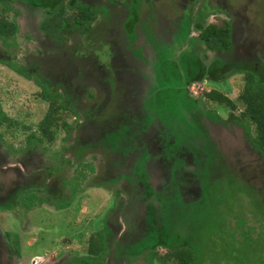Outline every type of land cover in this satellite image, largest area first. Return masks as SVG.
Instances as JSON below:
<instances>
[{
    "label": "flooded vegetation",
    "instance_id": "af4514ba",
    "mask_svg": "<svg viewBox=\"0 0 264 264\" xmlns=\"http://www.w3.org/2000/svg\"><path fill=\"white\" fill-rule=\"evenodd\" d=\"M79 1L86 7L98 10L99 15L96 23H104L105 21H101V19L108 18L107 21L113 19L112 21H116V24L120 26L122 39H120L118 31L112 32L113 43L104 44L103 42L102 47L99 46L103 49L100 56L102 63H105L106 58L108 59L107 55L113 54L108 59L109 63L105 64L104 67L101 63L102 68H99L100 65L98 64L99 66L97 65V68L94 69L89 64H83L79 58L75 66L69 67L64 65L65 59L58 60L53 57L46 58L49 62V73L42 70V65L39 62H42L43 57H46L48 52L53 49L40 46L41 42L44 39L49 40V37L39 30V24L36 23L35 25V15L30 14V12L34 13L39 9L27 4H23L21 7V17L23 19L26 16L32 17L30 30L36 28L32 32L33 46L23 50L18 48L16 51L9 50L12 51V54L8 53L7 48L0 47L1 70L10 71L22 80H27L38 90L41 88L40 74L44 75L47 78V85L51 87L52 91L60 92V95L64 96L66 100L67 96L72 95L70 101L75 102V108L78 112V115L73 117L72 124H69L72 127L68 129V132H65V137L68 140L64 138L63 141H67V146L62 147L61 152L53 154L54 156L61 154L63 157L52 163L46 157L40 158L39 154H36L37 148L29 145L26 139L24 143L21 142L14 146L12 143L6 144L0 133V264H128V262L140 264L139 262L143 261L145 255H151L154 238L164 233L165 218L163 220V216L166 213V205L175 203L173 201L175 198H180L185 204L191 205L200 196L198 183L183 178L192 177L190 171L194 170V163L191 154H189L186 163L187 171L183 173V177L178 176L179 173L172 169L175 167L174 160L177 153L168 149L174 144L173 134L160 123L153 111L150 115L147 114L149 111L139 114V110L147 107L151 100L157 99V85L160 79L158 77L159 51L164 50L166 51L164 53L170 54L172 52V58H168L172 62L175 61V56L177 57L188 50L194 55V59L202 62L204 66L211 68L217 63L221 67L225 66L226 72L218 79L204 78L202 81L192 84V86L211 87V91L234 92L235 88L229 84L233 77L241 80L243 84L245 73L249 70L256 74L264 73V44L258 45V42L249 40L247 37L248 30L245 28L251 18L256 32L264 34V29H262L264 27V0H175V2L174 0H144L139 8V22L135 26V33L138 35L137 41L142 40V45H138L135 41V44L132 45L135 47L128 45L126 30L123 28L130 15L126 8L130 5L128 4L129 0H124V5L121 3L122 0ZM175 8H177L176 12L172 10ZM248 9H250L251 17H242L241 11L247 12ZM41 11L39 15L42 17H39L42 20L45 12ZM143 22L146 23V29L152 34L150 39L145 37L143 33L140 35ZM186 26L191 31H189L186 39L181 40L185 30L183 27ZM196 26H199L198 28L227 26L230 47L209 50L205 44L202 45L198 41L200 30L192 31V28ZM77 32L81 40L80 44L88 46L87 40L94 31L90 32L91 35L87 33L90 35L89 37L82 30L80 32L70 31L67 35ZM82 34H85V39L82 38ZM213 35L216 36V33ZM151 38L154 40L161 39L168 50L161 45L160 50L153 47L150 43ZM61 41L58 43L60 48L66 45L62 44L65 42L64 40ZM67 41H70V38ZM144 41L146 46H144ZM49 43L53 47L56 46L50 40ZM56 48L60 49L59 46ZM132 48L140 50L143 57L136 58ZM122 49L127 52L126 55H129L131 60L129 67L132 68L131 75H126L131 77L129 88L124 86L127 80L124 79L125 73L122 71L127 65ZM80 50L81 48L77 50L75 55H82ZM31 64L38 68L31 67ZM21 69L23 73L20 72ZM95 71L99 75L94 76ZM25 74L29 76H25ZM57 82H61L60 86L56 84ZM94 85L103 89L106 88L100 106L92 102L96 101L95 93L87 92V88L90 90L97 89ZM141 88L143 89L142 92L140 91ZM130 91L136 92L133 94L134 98L130 97ZM84 92V96L87 98L85 103L90 102L91 109L89 108V111L80 108V101L84 98ZM201 94L204 93H191V97L196 100ZM141 96L144 97L143 100L138 99ZM128 99L130 104L132 102L137 103V111H135L137 116L126 114L125 108L129 105ZM203 102H206L209 111H214L218 116L216 121H208L206 124L211 135V125L219 130L225 128L228 132H232L233 128H238L241 130V139L246 148L253 153L255 152L250 146L245 128L242 129L238 126V123L241 122L239 107L235 108L231 114L229 109H224L217 103L208 100ZM94 105L97 106L95 112H93ZM211 105L214 106L211 107ZM116 108L119 109V112L116 111L114 114L115 111L113 112V110ZM148 116L152 118L147 120ZM95 118L98 122L91 123ZM124 122L128 127H125L126 131L123 135L120 136L119 133L116 135L119 140L115 148L112 147V143L106 142L86 145V141L90 139L92 142L97 141L96 138L99 139L98 137L102 135L101 127L107 129L105 134H115L118 126ZM133 129L140 132L141 138L132 136L136 134ZM98 134L100 135L98 136ZM129 138L130 144L127 141ZM213 139L220 148V142L214 137ZM78 146L83 147L82 157L86 156L90 149H98L104 154L100 163L93 161L94 165H98V170L91 180H94L93 188L107 191L108 199L112 204L108 214L102 220L105 227L103 228L100 221H97L93 231H85L83 228V240L80 242L63 237L60 242H66L71 246L76 245V248L70 246L66 248L64 245L63 253L25 254L24 251L27 247L38 242L35 238H30L31 229L25 228L28 217L41 210L48 212L52 210L67 211L71 206L66 205V203L63 206L57 205L56 202L62 200L66 202L71 197L69 194L72 191L65 190L64 183L68 181L71 184L73 179L71 176L73 167H71L72 163L69 159ZM64 159H67L68 163ZM87 161L89 162V158ZM155 164L160 165L165 170V176L163 175L165 179L161 181L158 179L159 170L157 169L158 165ZM138 167L141 168L138 169ZM52 168H56L57 171H51ZM83 168L82 161L77 173L81 172ZM77 175L79 174L75 176ZM87 178L86 176L80 179V182L86 181ZM105 180H108L109 183ZM238 180L242 181L241 179ZM190 183L193 185H189ZM80 191L82 190L75 191L76 195H79ZM83 208L84 210H82ZM87 212V207L82 206L79 208L78 214L82 219ZM11 221H18V224L23 226L21 229L18 228V225L11 228ZM92 246L93 250L103 246V252L100 254L96 253L95 250L91 252ZM134 248L139 251L137 256L133 254ZM155 253L163 256L167 250L163 247H156ZM143 262L149 264L147 260Z\"/></svg>",
    "mask_w": 264,
    "mask_h": 264
},
{
    "label": "trees",
    "instance_id": "16d2710c",
    "mask_svg": "<svg viewBox=\"0 0 264 264\" xmlns=\"http://www.w3.org/2000/svg\"><path fill=\"white\" fill-rule=\"evenodd\" d=\"M143 1L129 0L128 4L130 5L126 7L127 10L129 7L130 12L129 10L128 12L133 14L134 17L128 23L127 29H125L126 34L134 38L131 40L132 37H130L131 41H128L130 46L133 45L132 42L138 39V35L135 33V26L139 22L140 6L138 7L137 4L143 3ZM121 3L125 4L124 0ZM23 4L45 12L44 17L39 22V30L49 37V40L56 45L55 48L57 46L60 48L59 41L69 40L67 33L70 31L80 32L82 30L83 33L88 34L93 32L97 24V16L99 15L96 9L84 6L79 0H0L1 48H4L3 41H16L17 34L21 33L20 24L16 18L22 15L21 7ZM144 24L145 22L141 24L140 35L143 33L145 37L150 39L152 34L147 29H144ZM198 27L192 28V31L200 30L198 41L202 45L205 44L209 50L227 49L230 47L227 26ZM189 31H191L190 28L186 26L181 40L187 38ZM213 33H216V36ZM141 41H137L140 46L142 45ZM146 45L145 42L144 46ZM62 48L65 49V46H62ZM8 53L12 54V51L8 50ZM164 54L166 55L159 56V71L162 63H166L168 58H172L173 53ZM193 56L192 53L186 50L176 62L177 69L174 75L175 78H179L182 81L178 80L180 81L178 85L173 82V86L166 94V96L171 98L164 101V99L156 97L155 101L151 100L150 103L148 102L149 104L146 108L149 111L147 114L150 115L152 114L151 111H153L160 123L168 128L175 138L174 144L168 149L177 153L174 160L175 167H172V169L179 173L178 176L183 177V173L187 171L186 163L189 154H191L192 162L194 163V170L190 171L192 177L186 176L183 178L190 180V182L198 183L200 196L191 205L185 204L180 198L173 200L176 204L166 205V213L163 216V220L165 218L164 233L154 238V242H152L153 246L151 249L154 251L152 250L149 264L152 262L153 264H245V259L242 257L245 255V251L251 252L252 250L259 252L257 260L250 259L246 264H264V196L259 195L260 198L255 200L256 202L259 200V204H256L259 209L256 216L241 205L232 207V203H235L240 195L245 192L254 193V189L248 186L249 184L247 185L248 188H246V182L238 180L232 171V166L226 162L221 149L209 133L206 125L208 121H216L218 116L214 111H209L206 102H203L208 100L217 103L220 107L229 109L231 114H233L238 105L241 106L242 112L239 118L241 122L238 123V126L242 127V129L245 128L251 148L259 154L264 165V73L256 74L252 70L245 73V81L236 100L229 99L225 94L216 90L201 94L199 98L194 100L190 93V87L194 82L202 81L204 78L210 79V77L212 80H216L227 69H225V66L221 67L219 63L209 68V66H204L202 62L194 59ZM174 62L169 63L173 64ZM20 72L23 73V70L21 69ZM159 74L162 75L163 73ZM25 76L29 75L25 74ZM42 88L45 89L46 95L42 92L38 97H44L48 100L47 102L50 101L51 105L45 118L38 126L41 136L38 138L35 133H31L26 137L27 143L35 147L42 144L44 140L52 143L59 127L68 132V129L72 127V125L70 126L67 123L68 118L78 115L75 102L70 101L72 95L67 96L65 102L63 100L65 99L64 96L58 94V91H52L50 86H42ZM162 88L166 89L168 87L163 84ZM151 118L148 116L147 120ZM4 122H6V129H20L18 122L9 119L8 116L0 111V127H4ZM74 125L76 126V123ZM132 136L141 138L140 132ZM127 141L130 144V140ZM142 144L144 145L143 141ZM116 146L117 142L112 143L113 148ZM237 180L240 182H236ZM233 193L237 194V197L235 198L234 196L230 201L229 196ZM223 203H226L230 208H228L229 217L225 218L229 220V226L227 227V224L223 225L226 223L222 219L224 215L222 210ZM216 214L219 221L213 219ZM245 215L249 217H245ZM203 217H211L210 222H216L213 228L221 233L218 236V241L221 245L220 249L223 250L221 253L225 256L222 259H220L219 254H215L212 258V255L216 252L215 250L210 251L207 255H202L199 252L200 250L195 240H200L199 242H204L205 240L202 237H197L196 234L203 230L204 227V231H211L209 225H205L203 222ZM249 219H252V225H248L247 221ZM232 221L233 224H231ZM223 233L226 235L223 236ZM209 237L206 238L208 239ZM156 247L165 248L167 253L163 256L156 254ZM199 248L201 249L200 246ZM94 250L100 254L103 252V246ZM94 250L92 246L90 251L94 252ZM138 252V249L134 248L133 254L135 256L139 254ZM130 263L128 262V264Z\"/></svg>",
    "mask_w": 264,
    "mask_h": 264
},
{
    "label": "rangeland",
    "instance_id": "374dc122",
    "mask_svg": "<svg viewBox=\"0 0 264 264\" xmlns=\"http://www.w3.org/2000/svg\"><path fill=\"white\" fill-rule=\"evenodd\" d=\"M137 6L141 7L142 3L137 4ZM128 10H129V7H128ZM172 10L175 11L177 10V8L172 9ZM96 11L98 12L97 9ZM249 11L250 9H248L247 12L242 10L241 11L242 17L248 16L250 18L251 16L249 14ZM41 12L42 11L40 9L34 11V13L30 12V14L35 15V18H36L35 25L36 23L39 24V20H41L42 15H39L41 14ZM16 19L20 24L21 33L17 34L16 41H12V40H7L6 42L3 41V45H4L3 47L7 48L8 50H13V51L16 50V48H18L19 50H23L27 47L33 46L32 32L34 29L30 30V23H31L30 21L32 20V17L26 16V18L23 19V17L20 16ZM107 19L108 18L101 19V21H106L105 23L99 22L96 24L94 32L92 33V35L90 34L91 36L86 33V36L88 37L90 36L89 39L87 40V42L89 43L88 46L87 45L82 46L80 44L81 40L79 39L78 32L70 33L67 35V37L70 38V41L69 42L65 41L62 43V44H66L64 45L65 49L55 48L52 45H50L47 39H44L41 42L40 46L42 48H47V49L51 47V49L53 50L49 48L51 50L48 52L49 54L46 57H43L42 62L38 61L42 65V70H45L47 73H49V67H48L49 62L47 59H50L53 57H56L58 60L65 59L66 61L65 60L64 61L66 63L64 65H67L69 67H71L72 65L75 66L79 59H81V62L83 64H89L92 68L94 67V69L97 68L98 64L100 65V66L98 65L99 68H102V64H103V67L105 64L107 65L109 63L108 59L111 56H113V54L107 55L108 59L106 58L105 63H102L103 61L100 59V56L102 55V52H103L102 51L103 49H101L102 47L101 45L103 44V42L104 44L113 43V36L111 35L112 32L118 31L119 37L120 39H122V33H121L119 24H116V21H112L113 19L111 21L110 20L107 21ZM132 19H134V17H133V14L130 13L128 19L125 21L123 25L124 30L127 29V25L128 23L132 21ZM145 24H144V29L146 30ZM245 28L248 30L247 37L249 40L258 42L257 43L258 45L264 44V34L262 35V33L258 34L256 32L255 25L251 21V18L249 19L248 23L245 25ZM184 29L185 27H183V30ZM262 29H264V27H262ZM81 36L82 38L85 39V34H82ZM126 37L128 38V41H131L134 39L132 36H129L127 34H126ZM130 37H132L131 40H130ZM156 40L154 39L150 40V43L152 44L153 47L160 50L159 47L161 45L163 48L168 50V48L164 46V43L161 41V39H156ZM132 44H134V42H132ZM35 45L38 46V44H35ZM131 47H135V46H131ZM79 48H81L80 51L82 53V55L80 56L75 55ZM164 52L166 51L160 50L159 56L162 57L166 55L164 54ZM122 53L124 57H126L125 63L127 65V67L124 68L125 70L122 71L123 73H125L124 79L127 80V83H125L124 86L125 87L128 86L129 88V85H130L129 82L131 80V77H127L126 75H129V74L131 75L130 71H132V68H129L131 64V60H130L129 55H126L127 52L125 50L122 49ZM133 53L138 59L143 57L141 51H139L138 49L136 51V49L134 48ZM179 59H180V55L177 57L175 56V62L173 64L169 63V62H172L171 60H168L166 63H162L160 71L158 72V74L161 72L163 74L158 75L160 80L158 81V85H157V88H158V92L156 95L157 98L159 97V99H164V101L166 99H170L171 97L166 96V94L167 92H169V89L171 88V86H173V82H175L176 85H178L180 84V81H182L179 78H175V75H174L177 69L176 62ZM33 66L37 67L36 65L31 64V67ZM116 70H119V69H116ZM97 75H99V73L95 71L94 76H97ZM40 79H41V85L43 87H46V85L48 84L47 78L44 75L40 74ZM56 84L60 86L61 82H57ZM163 84L166 85V87L168 88L166 89L162 88ZM229 84L235 88L234 92L225 93L221 91V93L225 94L229 99L236 100L242 89V85H243L242 81L239 80L238 78L233 77L232 79H230ZM230 85L228 86L230 87ZM42 86L40 90H38L37 88L33 87L32 84L28 82L27 80H22V78H20L19 76H15L10 71L7 72L3 69L2 70L0 69V110L6 116H8L9 119L15 120L16 122H18L19 127H20V129H17V130L6 129L5 128L6 122H4V127L3 128H1L2 126L0 127V133L3 136L6 144L12 143L15 146L18 143H21V142L24 143L26 137L30 133H35L38 138L41 136L38 126L41 123V121L45 118V115L49 110V106L51 105L50 101L47 102L48 100H46L44 97H40V96L38 97V95L42 92H44L45 94V91H44L45 89H43ZM94 87H96L97 89H95ZM94 87L93 88L95 90H90L87 88V92H91V94L95 93V96H97V98H96V101H92V102L100 106L101 102L103 101V98H104L103 95L105 93L106 88L103 89L95 85ZM211 90H212L211 87H206L204 85H199V86L194 85L191 88V93L193 94L207 93V92H210ZM101 91L103 94L101 93ZM140 91L142 92L143 89ZM159 92L160 94H158ZM58 94H60V92H58ZM129 94H130V97L134 98L133 94H136V92L130 91ZM84 95H85V92L83 96ZM142 98L144 97L141 96L138 99L141 100ZM63 100L66 102V99H63ZM82 100L80 101V108L82 109L84 108V111H89L91 109L90 108L91 106H89L90 102L85 103L87 100L85 96ZM129 102L130 101L128 99L129 105L127 108H125L126 109L125 112L127 111L126 114L128 116L129 115L137 116V114H135V111H137V103L134 104L132 102L130 104ZM213 106L214 105H211V107ZM96 107L97 106L94 105L93 112L97 110ZM238 107L240 109V112H242L241 106L238 105ZM114 111H115L114 114H116V111L119 112V109L116 108L113 110V112ZM144 112H147L146 107L142 110H139V114H142ZM99 117H102V116H99ZM72 122H73V118L72 117L68 118L67 123L72 124ZM95 122L96 123L98 122L96 118L91 123H95ZM211 126H212L211 128L212 135L214 138H216L217 141L220 142L221 153L223 154L226 162L233 167L232 171L235 173L238 179H241L242 181L246 182L245 184L246 188H248L247 185L249 184L248 186H251L254 189V193L245 192L246 194L244 193L240 195L236 199V202L232 203L233 205L232 207L241 205L245 207L246 209L250 210L253 215L255 216L258 215L257 213L259 209L256 204L257 203L259 204V200L258 202H256L255 200L256 198H260L259 195L264 196V165L262 164L259 154L256 152L253 153L251 150L246 148V145L244 144V142H242V139H241L242 134H241L240 129L233 128L234 130L232 132L230 131L228 132V130L225 128L219 130L215 128L214 125H211ZM125 127H128V126H126L124 122L118 126L117 132L115 134H109V133L105 134V131H107V129L101 127L102 131L100 132L102 133V135L99 136L100 134H98L99 139L96 138L97 141H94V142H92V140L90 139L86 141L87 142L86 145H90L94 143L103 144L104 142L111 144V143L117 142L119 138H116V135L118 133L120 134V136L123 135L124 131H126ZM141 130L142 128L140 129V131ZM133 131L136 134L138 133L137 129L136 131L133 129ZM133 131H132V134L134 133ZM64 138L65 140H68L65 137V131L61 127H59L52 143L48 142L47 140H44L42 144L37 145L36 154H39L40 158L46 157V159L50 161L51 163L53 161L60 160L63 157L61 154H58L57 156H54L53 154L56 152L58 153L61 152L60 150L62 149V147L67 146L66 145L67 141L66 142L63 141ZM3 144L5 145V143ZM82 149H83L82 146H78L75 149V152L73 153L72 157L69 159L70 162L72 163L71 167H73L72 172H71L72 173L71 176H73V179L71 181V184H69L68 181L64 183V189L68 190V192L72 191L69 194L71 197L66 202L64 200L56 202L57 205L63 206V204L66 203V205H71V206L67 209V211L64 210V211L57 212L56 210L54 211L52 210L51 212H48L47 210H41V211L34 212L28 217L25 228L31 229L30 238L33 237L36 240H38V242H36L35 245L27 247L24 251L25 254L43 255L45 252L63 253L64 245H66V248H68L69 246L71 248H76V245L71 246L70 244L66 242L65 243L60 242L63 239V237H67L69 239L80 242L81 240H83L82 239V234H83L82 229L83 228L85 231L86 230L93 231L95 229V222L97 223V221H100L103 228L105 227L102 220L103 218H105V215L108 214L109 208L112 206V204L110 200L108 199L107 191L105 189L93 188L92 185H94L93 184L94 180H91L93 175L98 170V165L97 164L94 165L93 161L100 163L101 160L104 158V154L98 149H93V150L90 149L88 154L82 157L83 155L81 154ZM87 158H89V162L87 161ZM64 160L68 163L67 159H64ZM82 161H83L84 168L81 169V172L77 173V171L79 170L81 166ZM91 164L94 166H92ZM76 165H77V168H75ZM140 168L141 167H138V169ZM157 169L159 170L158 179L160 181L165 179L164 178L165 170H163L160 165L157 166ZM54 170L57 171L56 168L51 169V171H54ZM67 170L70 171V169H67ZM76 174H79V175L75 176ZM86 176L88 177L86 181L80 182L81 181L80 179L85 178ZM105 181L109 183L108 180H105ZM236 182H240V181L237 180ZM104 186H106L105 183H104ZM78 190H82L83 192L80 191V194L76 195L75 191H78ZM234 196L236 198L237 194L233 193L229 196L230 201ZM221 204H222V201H221ZM82 206H85L88 209V212L82 217L83 220L80 218V215L78 214L79 208ZM228 208L229 207L227 206V204L223 203L222 210L224 212V215H223L224 217L222 216V219L226 221V223L223 224V225L227 224L226 227L229 226V220L225 219L229 217ZM82 210H84V208ZM245 217H249V216L245 215ZM210 219L211 217L210 218L203 217V222L205 223V225H209V227L211 228V231L210 230L204 231L205 230V227H204L203 230H200L196 234L197 237L199 238L202 237V239L205 241L199 242L200 240L199 241L195 240V242H197L198 249L200 250L199 252L202 255H207L210 253V251L215 250L216 252L212 255V258L215 256V254H219L220 259H222L225 256L221 253L223 250L220 249L221 245H220V242L218 241L219 239L218 236L221 235V233H219L217 229L213 228L216 222L212 223L210 222ZM213 219H217L219 221L217 214L214 215ZM76 221L79 224H77ZM251 221L252 219L251 220L249 219L247 221L248 225L253 224ZM10 224H11L10 225L11 228H13V226L16 227L18 225V228L21 229V227L23 226V225L20 226L18 224V221H15V222L11 221ZM231 224H233V221L231 222ZM81 230H82V233H81ZM225 235L226 234L223 233V236ZM206 237H209V238L207 239ZM77 242H74V243L76 244ZM199 246L201 247V249L199 248ZM258 254L259 252L253 251V250L251 252L245 251V255L242 258L245 259V264H246L248 260L250 259L257 260ZM149 255H145L143 261L147 260V262H149V260H151ZM143 261L139 263L148 264ZM150 264H153V262Z\"/></svg>",
    "mask_w": 264,
    "mask_h": 264
}]
</instances>
